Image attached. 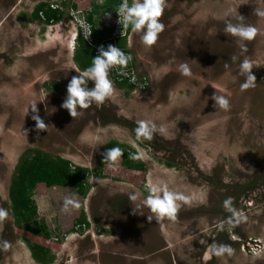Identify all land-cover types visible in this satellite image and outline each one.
Here are the masks:
<instances>
[{
	"label": "rangeland",
	"instance_id": "374dc122",
	"mask_svg": "<svg viewBox=\"0 0 264 264\" xmlns=\"http://www.w3.org/2000/svg\"><path fill=\"white\" fill-rule=\"evenodd\" d=\"M42 1L56 0H0V208L9 211L0 223V242L11 245L5 251L0 244V264H41L26 239L50 247L56 255L51 264H264V18L253 13L264 0H167L160 18L165 28L154 46L142 45L132 31L127 38L136 74L147 77L148 85L122 89L109 73L114 95L102 106L79 110L76 118L61 107L68 82L80 71L73 60L76 26L68 16L51 25L34 19ZM70 1L89 9L92 0ZM229 11L259 29L244 42L243 55L240 41L223 32ZM245 56L257 80L241 91L239 63ZM182 62L190 66V77L177 71ZM215 92L229 98L230 110L214 107ZM34 101L47 130H35ZM140 119L165 133L137 140ZM111 140L134 147L146 169L126 168L121 157L106 163L105 177L91 179L87 196L40 182L34 195L39 220L53 236L15 226L9 186L26 149L93 168ZM148 183H167L192 203L181 207L174 223L149 222V210L134 212L128 198L133 191L146 196ZM70 194L80 207L65 213L63 200ZM83 210L89 227L75 223ZM238 217L246 219L236 223ZM213 243L230 245L234 254L213 255Z\"/></svg>",
	"mask_w": 264,
	"mask_h": 264
},
{
	"label": "clouds",
	"instance_id": "9594fccd",
	"mask_svg": "<svg viewBox=\"0 0 264 264\" xmlns=\"http://www.w3.org/2000/svg\"><path fill=\"white\" fill-rule=\"evenodd\" d=\"M98 2L103 4L104 0H98ZM166 6L167 0H132L131 4H129V0H121V3L117 6L115 11L118 13L119 23L122 25L123 29L130 28L132 32L139 35L142 45L151 48L157 43L159 34L164 31L165 25L161 22L160 18ZM253 13L259 18H264V4H258L253 9ZM107 15L110 17L111 14L107 13ZM244 20L245 17L243 15L235 14L234 11H229L225 15V26L223 29L226 35L235 37L240 41L239 47L241 55L247 52V46L244 42L254 40L259 34V29L256 26L246 24ZM79 35L81 34H76L75 32L74 50ZM90 35L91 31L88 26L85 25V39ZM130 59L131 57L119 47L108 44L105 48V46L100 45L98 54L92 58L91 65L83 71L76 70L78 75L71 77L66 86L67 95L61 107L67 109L71 117L76 118L82 115V112L79 110L88 109L93 104L97 107L104 105L116 91L114 82L109 76L110 71L113 68H126ZM231 59L235 62L238 56L233 55ZM225 66L227 67V65ZM253 67V62L247 56L240 61L239 73L244 77V81L240 85L241 91H247L249 88L255 87L257 78L252 72ZM177 71L182 76L190 77L192 75L191 68L186 62L180 63ZM124 74L126 75V73ZM89 81L93 82V87L91 88L88 86ZM213 87L215 88V86ZM211 99L215 101L214 107L224 111L230 110V100L226 95H217L215 92ZM30 107L33 113L31 118L35 121V130L37 132L47 130V124L39 115L37 102H32ZM28 112L29 108L27 110V113ZM135 123L136 127L134 128V132L137 140L151 141L155 134H163L166 131L163 126L157 125L151 120L140 119ZM122 155L123 150L119 147L109 148L103 153L104 163L113 164L118 161ZM131 158L138 159L139 156L133 154ZM225 182H227L226 179ZM145 190L148 194L143 198H141V194L135 191L128 193L130 202L135 205L133 211L137 212L139 209L147 208L151 213V215L147 216L148 221L151 222L155 219L162 227L164 221L176 222L181 207L192 203L191 196L186 195L184 192L170 189L167 183H148L145 185ZM229 205L230 199L225 201V206L229 207ZM79 207L80 204L74 198V194H70L64 198L62 205L63 212L71 213ZM8 218L9 211L5 208H0V223H3ZM240 219H246V217H238L236 223H239ZM229 223H232V221H229ZM220 227L222 230L223 225ZM201 243H205V241H201ZM0 244H2L3 250L5 251L11 247L8 241H2ZM209 251L217 257L223 256L224 254L228 256L234 254V249L227 244L213 243L209 246ZM255 251L257 250L254 249V252ZM210 258L211 257L208 255L205 256L206 260Z\"/></svg>",
	"mask_w": 264,
	"mask_h": 264
},
{
	"label": "trees",
	"instance_id": "16d2710c",
	"mask_svg": "<svg viewBox=\"0 0 264 264\" xmlns=\"http://www.w3.org/2000/svg\"><path fill=\"white\" fill-rule=\"evenodd\" d=\"M120 3L121 0H104L103 4L99 3L98 0L91 1L88 19L94 25V37L97 41V45H91L82 35L78 36L73 60L80 71H83L91 65L92 58L98 54L100 45L105 46V48L108 44L116 45L127 55H131V59L126 68L131 67L135 63L134 57L128 48V36L120 37L115 41L112 39L113 29L105 28L100 25L102 19L108 16L107 13H116L115 9ZM73 6L77 7V4L73 3ZM40 12H43L44 17L41 16ZM32 16L34 19L47 25L61 21L66 15L65 12L59 9H52L49 1H42L37 4ZM130 32L131 29L129 28L128 34ZM110 75L119 88L132 91L137 87L128 78L120 80L115 68L110 71ZM60 86V83L55 84L57 89H59ZM112 147H119L123 150L121 159L122 164L126 168L134 170L146 169L145 162L140 158H131L133 154L138 155L134 147L118 140H111L105 145L104 152ZM105 164L103 157L95 167L90 168L88 166L75 164L69 158L61 155H54L39 148L26 149L18 160L9 186V208L15 226L33 234L51 238L53 236L52 230L44 225L42 220H39L38 204L34 198L37 184L44 182L50 186H68L81 195L87 196L91 189V179H101L105 177L103 174ZM168 164L172 165L171 162H168ZM75 223L79 226H90L85 210L82 211ZM25 241L32 252V256L41 264H51L55 261L56 255L50 247L33 242L30 239H26Z\"/></svg>",
	"mask_w": 264,
	"mask_h": 264
},
{
	"label": "built area",
	"instance_id": "2783aa9c",
	"mask_svg": "<svg viewBox=\"0 0 264 264\" xmlns=\"http://www.w3.org/2000/svg\"><path fill=\"white\" fill-rule=\"evenodd\" d=\"M130 2H132V0L131 1L129 0V4H131ZM50 7L52 9H55V10L59 9L65 12V14L70 18V20L76 26V34L80 33L84 39H85L84 26L87 25L89 30L91 31V35L85 40L91 45H94V46L97 45V41L95 40V37H94V25L88 19V13L90 9L88 8L84 9L78 6L75 7L73 6V2L70 0L50 1ZM40 14L42 17H44L43 12H40ZM102 27L113 29L112 39H114L115 41L120 37L129 36L130 34V33L128 34V29H123L122 25L119 23V17H118L117 12L115 14H111L110 17L105 16L102 19ZM134 64L129 68H124V69L115 68V71L117 72V75L120 78V80L124 78H128L137 87L140 85L141 87L142 86L146 87L149 82L148 78L147 77L139 78L136 74V69H135ZM124 73H126V75Z\"/></svg>",
	"mask_w": 264,
	"mask_h": 264
},
{
	"label": "crops",
	"instance_id": "0c3cea01",
	"mask_svg": "<svg viewBox=\"0 0 264 264\" xmlns=\"http://www.w3.org/2000/svg\"><path fill=\"white\" fill-rule=\"evenodd\" d=\"M73 3H74V2H73ZM76 4H77V3H76ZM100 25H102V21H101Z\"/></svg>",
	"mask_w": 264,
	"mask_h": 264
}]
</instances>
